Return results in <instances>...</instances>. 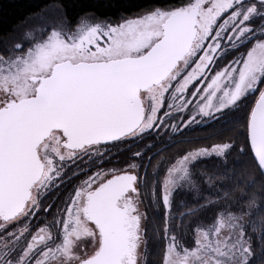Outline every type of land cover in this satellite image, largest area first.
Returning a JSON list of instances; mask_svg holds the SVG:
<instances>
[{
    "label": "snow or ice",
    "instance_id": "6c2138e0",
    "mask_svg": "<svg viewBox=\"0 0 264 264\" xmlns=\"http://www.w3.org/2000/svg\"><path fill=\"white\" fill-rule=\"evenodd\" d=\"M89 21L55 7L0 47V264H151L142 198L164 215L159 264H264V0H182ZM250 92L259 99L234 122ZM166 93L180 100L170 105L179 123L157 116ZM202 93L208 102L194 103ZM197 118L234 134L182 149L161 180L155 138ZM120 144L125 167H108ZM145 159L154 181L140 176ZM177 190L192 194L184 211Z\"/></svg>",
    "mask_w": 264,
    "mask_h": 264
},
{
    "label": "trees",
    "instance_id": "16d2710c",
    "mask_svg": "<svg viewBox=\"0 0 264 264\" xmlns=\"http://www.w3.org/2000/svg\"><path fill=\"white\" fill-rule=\"evenodd\" d=\"M182 0H0V44L2 41L8 39V37L15 34L16 30L24 24L29 18L41 14L50 7H59L61 11L67 14V18L73 22L85 15L92 16L97 19H106L112 21H118L125 17H131L140 13L146 12L148 9L154 6H170L178 5ZM255 98L252 97L250 101L244 103L243 108L233 110L235 113L234 122L243 121L246 116L247 107L253 105ZM228 122L217 120L208 123L206 126H202L194 129L189 134L191 137L179 138L171 143H168L159 155H156V149L153 153L148 155L152 158L153 163L168 154L172 148L178 149L188 146L190 143L201 141L202 143H211L210 141H221V134L233 135L234 133L228 132L227 128H223L222 125ZM188 135V136H189ZM143 143V142H141ZM157 147L162 143H157ZM166 144V143H165ZM163 144V145H165ZM135 146H133L134 148ZM117 153L107 159H110L112 163L108 164V167H123L120 161L126 159L131 155L127 144H120L117 147ZM239 157L233 153L230 157L231 160H238ZM204 164L211 166L216 162V158L209 160H203ZM148 160L145 159L142 162L141 173L144 180H156L157 176L153 172V167L147 168V174L143 165H147ZM230 166H232L230 164ZM238 172L247 174L248 169L244 165H235ZM217 174L222 169H212ZM142 209L147 213V224L150 235H153V239L149 240L147 259L151 264H159L161 260V245L159 242V236L164 225V215L160 208L155 207L151 198H142ZM173 202L174 209L184 211V207L191 203V199L185 202L183 205L175 199ZM211 215V213H209Z\"/></svg>",
    "mask_w": 264,
    "mask_h": 264
},
{
    "label": "rangeland",
    "instance_id": "374dc122",
    "mask_svg": "<svg viewBox=\"0 0 264 264\" xmlns=\"http://www.w3.org/2000/svg\"><path fill=\"white\" fill-rule=\"evenodd\" d=\"M45 11H51L52 13H54L55 12V7H50V8H48ZM143 13H145V12H143ZM143 13H140L138 15H141ZM138 15L131 16V17H125V18L133 19V18H135ZM88 17H90V21L89 22H94V21H97V20H105L106 22H110V23H113V24H115V23H117V22L122 21L123 19H125V18H122L121 20H118V21H112V20H106V19H97V18L92 17V16H88ZM32 18L33 17L29 18L24 24H22L16 30V32H15L14 35L18 37L19 36V33L23 30L22 26L25 25L28 22H32ZM7 40L8 39L2 41L1 44H0V47H2L3 44L7 42ZM253 43H255V42H253ZM257 55H260V53L257 52ZM223 63L224 62L222 61L221 62V65H223ZM194 67H195V65L192 66V68H194ZM192 68H189L188 69V72H191L192 71ZM185 75H187V73H185ZM226 83H227V81H222L220 87L223 88L224 84H226ZM201 85L204 86V87H206V83L204 81H201ZM189 88H191V85H189ZM207 95L204 96L203 93H202V95L200 97H197L195 99L194 103H207L208 102L207 99H206ZM222 95H223V92L220 91L219 89H217L216 95L214 96V98H213V100H212L211 103H216L217 100H218V98H220ZM257 95H258V93H252V92L248 93V95L246 96L244 102L250 101L252 97L256 98ZM186 98L189 99V100L192 99L191 96H186ZM145 103L147 104L148 101L146 100ZM173 103L180 104V100L173 101V98L168 93H166L165 94V99L163 100V102L161 104V110L157 113V116L163 117L164 116V113L165 112H168V113L176 116V118L173 119V120H171L170 123H179L180 122V117H179V115H177V109L175 107H170V105H173ZM235 110H237V109H235ZM184 111L186 112V110H184ZM215 120L216 119H211V118H205L204 120H200L199 118H197V122L195 124H192L190 127H187L186 129H184L179 134H173L171 128L167 129L166 131L165 130H161V134L158 137L155 138V140L157 139V143L158 144L159 143H162V144L159 145V147H157V149L162 150L164 148V146H166L168 143H171V142H173V141H175V140H177L179 138H184V137L188 138V137H191L189 135L191 133V131H193L196 128L202 127V126H206L208 123H210L212 121H215ZM210 142L211 143H202L201 141H197V142L190 143L186 147H182V148H179L178 147V149L172 148L171 151L168 154H166L164 157H160V159H158L159 161H161V163L159 164L158 169H157L158 172H159V174H160L159 175V178L162 180L163 176L167 174V167L169 166V158L175 156V154L178 153V152H180L182 149L191 150V147L190 146L211 149L214 144H218L221 141H219L217 143L214 142V141H210ZM163 144H165V145H163ZM117 149L111 148V153H112L111 156H113V155H115L117 153ZM106 158H109V157H106ZM212 158H216L215 154H212V155H210L208 157H201L200 159L202 161L203 160H206L207 161V160L212 159ZM158 160H156L153 163V166H156V162ZM170 162L171 163H175V160L172 159ZM123 167H125V166H123ZM142 175L143 174L141 173V169H140V176L142 177ZM156 176H157V174H156ZM162 188H163V186L161 184V193H162ZM177 191H178V195L174 196L173 202H176L175 199H177L180 202V204L183 205L185 202H187L188 200H190L191 197H192V194L191 193H187V196H185V193H183L182 191H180V190H177ZM205 194H207V193H205ZM140 207H141V211L144 212L143 209H142V206H140Z\"/></svg>",
    "mask_w": 264,
    "mask_h": 264
},
{
    "label": "flooded vegetation",
    "instance_id": "af4514ba",
    "mask_svg": "<svg viewBox=\"0 0 264 264\" xmlns=\"http://www.w3.org/2000/svg\"><path fill=\"white\" fill-rule=\"evenodd\" d=\"M241 53H245V49L241 48L240 52L239 53H236V56L238 57ZM210 82V80L208 81ZM207 86V85H206ZM208 93H203L204 96H206ZM214 96L212 97L211 99V102L213 100ZM248 100V99H247ZM248 101L244 102V103H247Z\"/></svg>",
    "mask_w": 264,
    "mask_h": 264
},
{
    "label": "water",
    "instance_id": "95a60500",
    "mask_svg": "<svg viewBox=\"0 0 264 264\" xmlns=\"http://www.w3.org/2000/svg\"><path fill=\"white\" fill-rule=\"evenodd\" d=\"M259 99V94L257 95V97H256V99L254 100V102H253V105L252 106H254L255 105V103H256V101Z\"/></svg>",
    "mask_w": 264,
    "mask_h": 264
}]
</instances>
